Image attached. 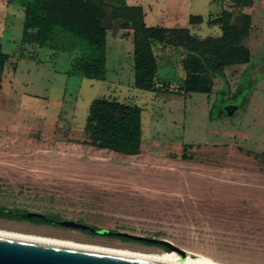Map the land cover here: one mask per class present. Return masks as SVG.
Segmentation results:
<instances>
[{"label":"rangeland","instance_id":"obj_1","mask_svg":"<svg viewBox=\"0 0 264 264\" xmlns=\"http://www.w3.org/2000/svg\"><path fill=\"white\" fill-rule=\"evenodd\" d=\"M96 1L104 24L111 25L104 80L71 73L76 60L92 52L86 42L60 31L44 46L26 42L19 0H0V43L10 55L0 91V206L163 238L188 254L226 264H264V0L243 10L232 9L233 0ZM9 3L17 6L7 10L3 5ZM125 5L146 7L151 25L185 28L201 40L223 35L222 24L214 22L224 10L231 11L233 23L242 11L249 13L252 31L240 44L250 50L251 61L212 75L210 94L183 93L186 74L179 58L189 50L156 43L157 80L167 90L136 88L130 67L134 29L123 28L132 18L122 11ZM192 16L203 20L193 24ZM235 45L216 42L223 49ZM173 47L180 53L174 57L166 50ZM175 57L177 63L170 64ZM103 97L143 108L141 154L81 143L88 139L89 108ZM0 229L168 251L27 219L0 218Z\"/></svg>","mask_w":264,"mask_h":264},{"label":"trees","instance_id":"obj_2","mask_svg":"<svg viewBox=\"0 0 264 264\" xmlns=\"http://www.w3.org/2000/svg\"><path fill=\"white\" fill-rule=\"evenodd\" d=\"M254 0H233L232 9H242L253 5ZM24 8L23 39L26 42L47 45L54 41L56 32L70 34L86 42L91 53L76 60L72 74L80 77L104 80L107 74V31L111 25L104 24L101 1L96 0H19ZM243 10V9H242ZM122 11L132 15L123 28L134 29V72L135 87L141 90L162 92L167 90L156 81L158 57L154 51L156 43L184 47L189 50L181 63L186 72L183 93H206L213 91L212 75L223 73L224 68L233 65L248 64L251 52L242 46L244 39L252 29V16L243 12L240 19L231 22V11L224 10L214 23H221L223 35L219 38L198 39L185 28L148 26L145 11L141 5H125ZM201 16H192L190 22H202ZM217 43H235L234 47L223 49ZM209 54L210 57H205ZM10 58L0 43V91L3 89L2 75ZM143 108L136 104L121 102L110 98L95 99L87 116L85 130L88 139L81 142L101 150H109L124 156L141 154L143 145ZM183 158H187L183 154ZM27 212V211H26ZM25 213L18 208L0 206V218L8 220L27 219L35 224L57 225L53 220H62L59 216L44 214L24 218ZM96 230L100 228L92 226ZM87 232H91L87 230ZM124 241L131 239L121 237ZM163 249L170 251L166 247Z\"/></svg>","mask_w":264,"mask_h":264},{"label":"water","instance_id":"obj_3","mask_svg":"<svg viewBox=\"0 0 264 264\" xmlns=\"http://www.w3.org/2000/svg\"><path fill=\"white\" fill-rule=\"evenodd\" d=\"M21 217L43 216L39 212L19 213ZM66 227L89 230L101 235L121 236L166 247L183 257L188 252L169 240L134 234L127 231L96 230L88 224L74 221L53 220ZM0 264H203L192 261L147 254L49 241L0 233Z\"/></svg>","mask_w":264,"mask_h":264},{"label":"bare ground","instance_id":"obj_4","mask_svg":"<svg viewBox=\"0 0 264 264\" xmlns=\"http://www.w3.org/2000/svg\"><path fill=\"white\" fill-rule=\"evenodd\" d=\"M0 233L22 236V237H29V238H36V239H43V240H49V241L84 245V246H91V247H98V248H105V249L147 254V255H153V256L174 258V259L192 261V262L203 263V264H226V263L218 262L215 259H212V258L207 257V256H203V255H195L194 256V255L188 254L186 257H183L181 254H179L176 251H169V252L168 251H161V252L146 253V252H139V251H134V250L121 248V247H111V246H103V245L92 244V243L77 242V241H73L70 239H59V238H53V237H48V236H43V235L28 234V233H23V232L13 231V230H7V229H0Z\"/></svg>","mask_w":264,"mask_h":264},{"label":"crops","instance_id":"obj_5","mask_svg":"<svg viewBox=\"0 0 264 264\" xmlns=\"http://www.w3.org/2000/svg\"><path fill=\"white\" fill-rule=\"evenodd\" d=\"M11 4L14 5L15 3L4 4L3 6L6 7L7 10H9V6H11ZM158 5H159V4H158ZM158 5H157V6H158ZM16 6H17V5L15 4V7H16ZM18 6L21 8V12L23 13V12H24V8H23L20 4H18ZM165 7H166V6H165ZM144 10H145V14H146V18H145V20H146L147 25H148V26H154V25H151V24L149 23V14L147 13V9H146V7H144ZM160 10H161V12L164 11V10L161 9V8H160ZM153 14H154V13H153L152 11H150V18H151L150 22H151V23H152V21H154ZM153 23H154V22H153ZM164 27H172V26H164ZM251 31H252V29H251ZM132 42H133V40H132ZM166 50H168L169 52H171V53L173 54V57H174V55H178V54H180L178 50L176 51L175 47H173V48H167ZM172 50H173V51H172ZM169 52H168V53H169ZM155 53H156V52H155ZM130 57H132V62H130V63H132V64H130V67H132V70L134 71V44H133V43L130 45ZM178 57H179V56H178ZM183 58H184V57H181V58H179V60L181 61ZM172 60H173V61L169 60V63H170V64H171V63H174V64L177 63V59H176V57L173 58ZM180 61H179V63H180V65L182 66V64H181ZM158 63H159V60H158ZM107 64H108V60H107ZM159 65H160V63H159ZM159 65H158V69H159ZM177 69H178V68H177ZM157 74H158V72H157ZM184 74H186V72H185ZM183 76H184V75H183ZM185 76H186V75H185ZM185 76H184L183 78H185ZM182 80H183V79H182ZM134 81H135V72H134ZM156 81L158 82L157 77H156ZM160 82H161V81H160ZM160 82H158L159 85H161Z\"/></svg>","mask_w":264,"mask_h":264}]
</instances>
